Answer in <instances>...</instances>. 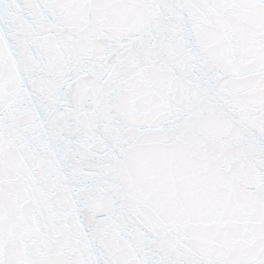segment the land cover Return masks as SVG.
<instances>
[{
  "label": "snow or ice",
  "instance_id": "snow-or-ice-1",
  "mask_svg": "<svg viewBox=\"0 0 264 264\" xmlns=\"http://www.w3.org/2000/svg\"><path fill=\"white\" fill-rule=\"evenodd\" d=\"M0 264H264V0H0Z\"/></svg>",
  "mask_w": 264,
  "mask_h": 264
}]
</instances>
